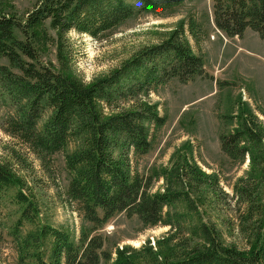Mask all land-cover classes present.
<instances>
[{
    "label": "trees",
    "instance_id": "trees-1",
    "mask_svg": "<svg viewBox=\"0 0 264 264\" xmlns=\"http://www.w3.org/2000/svg\"><path fill=\"white\" fill-rule=\"evenodd\" d=\"M182 1L37 0L24 16L0 12V59L8 61L0 64V106L8 113L3 128L43 164L73 144L65 155L72 175L67 200L76 203L92 224L81 229L78 240L51 225L29 233L23 246L35 248L38 264H100L111 259L105 238L97 231L119 212L137 216L144 226L164 224L169 230L153 245L148 241L139 249H118L113 264H264V124L255 115L220 136L224 154L233 161H249L232 195L221 190L217 175L190 161L180 167L175 187L151 194L152 178L131 163V153L151 151L152 130L165 123L145 95L172 78L186 83L204 75L203 60L193 53L183 24L108 75L86 83L68 73L71 30L97 37L134 14L158 12ZM214 22L228 36L243 37L251 28L264 41V0H215ZM51 45L61 65L58 70L41 59L42 50ZM18 184L8 166L0 165V198L18 188L16 199L25 206L23 222L34 218L31 211L38 213V207ZM197 192L227 198L238 220L233 225L246 247L228 242L216 225L204 221L191 224L187 236L182 233L184 216L199 214L190 194ZM179 202L186 205L188 215L171 214ZM49 237L50 263L41 251Z\"/></svg>",
    "mask_w": 264,
    "mask_h": 264
},
{
    "label": "rangeland",
    "instance_id": "rangeland-1",
    "mask_svg": "<svg viewBox=\"0 0 264 264\" xmlns=\"http://www.w3.org/2000/svg\"><path fill=\"white\" fill-rule=\"evenodd\" d=\"M36 3L37 0H0V12L24 16ZM214 5L215 0H184L158 12L134 14L97 37L75 30L68 34L71 49L68 73L86 83L120 69L140 50L167 39L181 24L193 53L202 58L204 75L186 83L172 78L145 95L157 106L159 116L165 118L164 125L152 130L151 151L141 156L131 153L136 170L152 178L151 194L175 187L180 167L187 161L217 175L221 190L230 195L238 178L249 169L248 159L233 161L223 153L220 136L237 130L242 120L251 115L264 124V41L251 28L246 29L243 37L228 36L218 29ZM49 33L55 35L50 28ZM41 59L56 70L61 67L52 45L42 50ZM0 64H8L7 59H0ZM7 116L6 108L0 106V165L8 166L22 191L37 204L38 213L32 210L29 214L34 218L21 222L25 206L16 199L18 188L2 194L0 264H38L35 248L23 246L29 233L51 225L78 240L81 229L92 224L85 220L76 203L67 200L72 175L65 155L74 149L73 144L54 153L43 164L38 155L5 132ZM190 194L199 214L188 215L186 205L181 202L170 209L174 217L188 215L181 220L183 234L188 235L191 224L204 221L216 225L228 242L246 247L236 228L235 210L222 193L219 198L210 192H204L203 196L200 192ZM164 212L166 216L167 209ZM168 230L169 226L164 224L144 226L137 216L119 212L97 231L105 238L104 249L111 254V259H102L100 264H113L118 249H139L148 241L153 245ZM52 247L53 239L49 237L41 249L48 263L52 261Z\"/></svg>",
    "mask_w": 264,
    "mask_h": 264
}]
</instances>
